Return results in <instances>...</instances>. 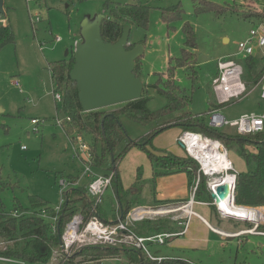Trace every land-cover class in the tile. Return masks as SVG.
I'll return each instance as SVG.
<instances>
[{
  "label": "rangeland",
  "instance_id": "rangeland-1",
  "mask_svg": "<svg viewBox=\"0 0 264 264\" xmlns=\"http://www.w3.org/2000/svg\"><path fill=\"white\" fill-rule=\"evenodd\" d=\"M134 1L150 5L152 10L147 27L130 24V45L141 43L144 46L140 59V76L144 84L165 83L168 77L160 73L167 71L169 60L181 56L182 48L185 47L183 22L189 21L194 26L198 42L196 73L192 69L179 68L176 74L177 83L192 98L190 106L184 111L201 115L209 124V103L219 104L213 88V79L218 72V60L237 54L238 43L247 38L252 27V19L242 12L244 0H213L224 6H236V9H227L221 13L212 10L197 13L193 0H5L6 19L0 22L9 21L12 24L15 42L0 50V209L10 212L15 209L16 204L30 208L31 196L34 195L55 207L62 197L60 176L81 174L85 167L81 142L73 140V136L58 122V119H63L64 113L62 101L57 100L54 95L56 85L49 71V62L69 58L70 53L67 55L68 48L61 44L53 47V34L61 35L66 43H71L68 38L70 26L73 31L79 30L86 19L93 20L100 15L104 18L111 17L116 4ZM178 3L184 8L183 19L169 27L163 20L162 10ZM38 16L40 20L37 19ZM51 29L54 33H51ZM40 42L46 43L44 49H41ZM258 56L260 59L261 53ZM247 74L253 78L257 71L250 69ZM248 80V93L241 99H234L221 107L226 118L234 120L245 114L263 112L261 85H256L258 81L251 83L254 80ZM148 96V107L151 110H159L167 104L166 96L152 87L148 88ZM110 107L106 109H113ZM33 118L38 119L39 123L33 124ZM123 122L128 135L119 149L128 142L145 136L154 126L143 125L127 118H124ZM35 127L38 128L37 131ZM218 130L228 137L238 135L230 126ZM180 133L178 126L167 128L154 136L149 148L157 156L167 152L182 156L186 152L178 141ZM82 138L88 144L93 142L91 134L85 133ZM219 141L222 144L221 149H227L235 169L238 172L245 171L247 165L239 155V146H235L229 138ZM247 149L252 147L247 146ZM83 151L87 153V150ZM97 151L101 153L100 142L97 144ZM104 158L103 163L93 165L94 172H110L112 155L107 153ZM118 172L125 188L133 185L140 172L145 180L142 197L152 203H155L152 200L163 199L173 191V186L168 185L166 180H159L160 176L155 175L147 151L139 145L135 144L119 162ZM187 201L178 204L182 205ZM143 202L144 205L145 201ZM175 204L169 202L168 205H163V209ZM102 207L108 211L109 219H112L111 214L117 211L118 207L112 187L106 190ZM194 208L213 226L224 231L235 232L250 227V223L235 217L216 215L209 203H197ZM181 213L182 211L175 212L172 215L176 218V215L182 216ZM165 215L147 216L160 218ZM134 216L137 217L136 211ZM195 219L202 223L196 225L195 233L205 238V242H199L197 238L186 242L181 240L184 237L182 235L165 244L149 243L150 250L153 253L188 259L197 264H264V235L225 237L204 226L206 223L199 217ZM5 244L7 243L2 242L0 246L4 247ZM80 250V246L74 247L68 257L60 260V264H90L81 256L74 258L73 255ZM72 256L73 258H70ZM51 261L52 258L49 262ZM1 262L5 261L0 259V264ZM14 262L33 264L17 259ZM100 264H128V259L122 257L117 261H100Z\"/></svg>",
  "mask_w": 264,
  "mask_h": 264
},
{
  "label": "trees",
  "instance_id": "trees-1",
  "mask_svg": "<svg viewBox=\"0 0 264 264\" xmlns=\"http://www.w3.org/2000/svg\"><path fill=\"white\" fill-rule=\"evenodd\" d=\"M195 11L201 13L212 10L221 13L227 9H236V6H224L213 0H193ZM150 5L140 1L125 4H116L113 7L112 16L103 18L102 34L107 41H117L126 24H138L147 27L151 15ZM163 20L169 27L173 23L183 19L184 8L181 3L163 8ZM6 19V14H0V20ZM182 30L185 35V47L182 48L181 56L169 60L166 72L160 73L167 76L162 85L145 84V89L141 98L111 106L113 109L101 108L92 111H84L79 99V88L77 82L70 76V71L75 63L73 49L69 58L59 59L49 62V71L56 85L55 91L62 96L63 127L73 136V140L83 137L85 133L93 136V142L89 143L91 153V164L99 165L103 163L107 153L112 155L113 161L110 170L115 171L112 187L119 202L120 212L123 219H126L129 212L143 205L142 191L145 180L141 173L130 188H124L121 176L118 172L119 162L136 144L147 151L150 161L155 169V175H167L177 172H186L191 188L196 185L198 179L195 198L197 201L209 203L212 212L219 215L217 206L213 203L212 194L207 187L206 176L199 174V163L190 156L187 151L185 156L174 154L173 152L163 153L157 156L149 148L153 138L159 132L172 126L181 129V135L185 132L202 134L211 139L232 140L235 146H239V155L244 159L247 169L237 172L235 199L238 205L264 206V131L257 134L242 135L237 133V137H228L223 131L210 126L204 117L191 111H184L191 102V96L177 83V71L179 68L192 69L195 73V65L198 64L197 57V34L194 26L189 21H184ZM15 42V32L9 21L0 22V50L8 44ZM134 43L131 46L136 45ZM141 58L137 60L136 72L141 73ZM175 59V60H173ZM257 56H250L245 59L247 72L245 80H259L264 71V63L259 61ZM250 69L257 71V74L250 78L247 74ZM250 86V83H248ZM154 88L158 93L166 96L167 104L159 110H151L148 107V88ZM227 104V103H226ZM209 110L214 107H222L225 104L210 102ZM127 118L143 125L153 124V128L145 136L136 141H130L121 149L120 145L126 139L128 131L124 126L123 119ZM70 130V132L67 129ZM76 133V134H74ZM83 135V136H82ZM208 135V136H207ZM101 144V153L97 151V144ZM251 146L252 149H247ZM198 173V174H197ZM63 176V175H62ZM69 178L76 181L77 176L69 175ZM68 178V179H69ZM66 200L59 213L58 219L52 223L50 219L43 216L44 212L54 215L55 207L39 196H31V207L24 208L20 204L12 211L0 209V244L5 242L4 247L0 246V256L23 263L47 264L54 255V251L60 248L61 235L66 229V225L73 216L80 210L89 216L91 204L86 199V188L76 186L64 192ZM20 207V208H19ZM102 205L98 206L100 215ZM18 215H14V212ZM220 216V215H219ZM116 219L117 216L114 215ZM54 224V225H53ZM135 231L144 236L176 232L180 227L174 226L169 217L145 218L134 224ZM171 239H168V241ZM158 254V253H156ZM74 258L81 256L84 261L90 264L96 262L100 264L101 259L108 257H126L129 264H197L191 260L172 257L161 262L151 260L143 249L133 245H86L73 255ZM70 257V258H73ZM66 258V257H65ZM60 264V261H59Z\"/></svg>",
  "mask_w": 264,
  "mask_h": 264
},
{
  "label": "built area",
  "instance_id": "built-area-1",
  "mask_svg": "<svg viewBox=\"0 0 264 264\" xmlns=\"http://www.w3.org/2000/svg\"><path fill=\"white\" fill-rule=\"evenodd\" d=\"M242 12L247 14L252 19V27L250 29L249 35L247 38L241 40L239 44V50L237 54L231 55L229 57H223L218 60V72L215 78L213 79V88L214 92L217 95V101L219 104H226L234 99H241L248 93L249 82L245 80V74L247 72L245 59L250 56H257L261 53V61L264 63V0H244L242 2ZM40 20V17H37ZM61 35H54L53 42L55 47L56 44L62 41ZM45 42H40L41 49L45 48ZM76 45V42L73 46V49ZM256 85H261V96L264 100V71L256 83ZM54 95L57 100L62 101V96L60 92L54 90ZM209 125L214 128H221L225 126L233 127L237 133L242 135L257 134L264 131V110L262 113H250L245 114L237 119L230 120L226 118L221 111V107H214L208 111ZM58 122L63 125V120L58 119ZM33 124H38V119H32ZM37 131L38 128L35 127ZM194 132H185L179 136L178 141L184 144V148L187 153L192 156L199 163V173H202L206 176L207 187L211 194H215V179L214 174L224 175L225 173H230L234 177V187L237 181V171L235 165L231 158L229 157L227 149H225L227 156L230 159L229 168L225 169L222 172L209 173L203 162L189 150L187 139L189 135ZM202 135V134H201ZM203 136V135H202ZM204 137V136H203ZM208 138V137H206ZM77 140L81 142L80 148L87 150V153H84L82 150V156L85 159V167L82 170L81 177L78 176V180L74 181L72 179H67L65 177L60 178L59 186L62 192V197L60 203L55 206L54 215H49L47 212L43 213V216H46L55 223L59 217V213L63 208L66 198L63 195L64 192L69 189L79 186L81 181L85 178L88 179V184L86 187V196L88 201L92 205L90 210L91 213L89 216H86L82 210L78 211L70 222L67 223L64 233L61 235L60 248L54 251V256L52 257V264H59V261L65 257H68L71 253V250L76 246H86V245H115L121 246L123 244L133 245L137 248L143 249L147 256L151 260L158 262L163 261L167 258H172L171 256L158 255L153 253L150 250L149 243L153 244H165L168 239H172L177 236L184 235L188 229V225L192 216H200L195 210L194 205L196 202L195 194L197 190V185L192 189V194L190 199L184 204H175V206H168L166 209H163L164 206H159L153 208L155 213L145 212L139 217L134 216V211L139 209H146L147 206H139L132 209L127 218L123 219L120 210V206L117 209L115 215L117 218H114V221H109L103 218L100 215L98 206L103 205V197L106 190L109 187H112L113 180L115 177V171L110 170L107 174H98L94 172L93 165L91 164V153L89 149V144L83 140L82 137H78ZM219 141V140H218ZM222 144L220 143V146ZM25 148V147H23ZM88 155V157H87ZM233 187V189H234ZM233 197L235 196L234 191ZM214 200V199H213ZM216 200L214 204L217 206L219 215L222 216L223 213L218 209L219 205ZM260 209V215L255 219H239L245 222L250 223V227L243 228L235 232L220 231L219 233L222 236H231V237H242L247 234H257L264 235V207L254 206ZM157 210H163L159 213ZM166 211V212H164ZM182 211V216L176 215V219H179L180 230L176 232H164L153 235H140L134 229V224L144 220L145 218H150L148 214H157V216H167L172 215V213ZM18 212H14V215H18ZM224 216V215H223ZM222 216V217H223ZM226 217V216H224ZM54 225V224H53ZM216 231V230H215ZM217 232V231H216ZM1 260H7L10 258L1 257Z\"/></svg>",
  "mask_w": 264,
  "mask_h": 264
},
{
  "label": "water",
  "instance_id": "water-1",
  "mask_svg": "<svg viewBox=\"0 0 264 264\" xmlns=\"http://www.w3.org/2000/svg\"><path fill=\"white\" fill-rule=\"evenodd\" d=\"M0 14H5V0H0ZM103 18L100 15L83 22L80 30L81 41L76 43L73 49L75 63L70 76L77 82L79 99L84 111L139 99L145 89L141 73L136 72L137 60L144 53L143 44L130 45L129 24L124 25L117 41H107L102 34ZM69 53L67 49L66 54ZM181 145L184 146L183 143ZM235 190L236 185L233 189L234 194ZM212 198L216 200L215 203L218 201L215 194H212ZM233 201L236 203L235 196ZM218 209L221 211L219 207Z\"/></svg>",
  "mask_w": 264,
  "mask_h": 264
},
{
  "label": "bare ground",
  "instance_id": "bare-ground-1",
  "mask_svg": "<svg viewBox=\"0 0 264 264\" xmlns=\"http://www.w3.org/2000/svg\"><path fill=\"white\" fill-rule=\"evenodd\" d=\"M189 150L192 154L197 156L204 164L206 170L209 173L222 172L229 168L230 159L224 149H221L220 141L203 137L199 133H192L187 139ZM215 179V195L217 198V204L221 209L224 216H237L236 218H251L255 219L260 215V209L257 213V207L245 206L234 204L233 201V187L234 177L232 174L225 173L224 175L214 174ZM221 188V189H220ZM243 208V209H239ZM152 207H146V209L136 210L137 217L141 216L145 212L155 213L151 209ZM244 209L247 211H244ZM161 213L163 210H157ZM166 212V211H164ZM219 233L222 230H217Z\"/></svg>",
  "mask_w": 264,
  "mask_h": 264
},
{
  "label": "crops",
  "instance_id": "crops-1",
  "mask_svg": "<svg viewBox=\"0 0 264 264\" xmlns=\"http://www.w3.org/2000/svg\"><path fill=\"white\" fill-rule=\"evenodd\" d=\"M80 30L81 29H79V30H75L74 29V31H73V29L70 26V37H68V38H69V41L71 43H66L65 40L63 39L58 44H61L62 46L67 47L69 49V51H71L73 49V46H74L75 42L78 43V42L81 41ZM50 31H51V33H54V31L52 29ZM53 37H54V34H53ZM179 130L181 131L180 128H179ZM180 135H181V133H180ZM185 155H186V153L183 154L182 156H185ZM246 169H247V166H246ZM79 174L78 175L75 174L73 176H77V177L79 176V177H81V174L80 175ZM159 176H160L159 180H166L168 182V185L173 186V191L170 192V193H168L166 196H164L165 198H163V199L152 200L155 203H152L150 200H144L143 197H142V199L145 201V204L142 205V206L156 208V207H159V206L161 207L163 205H168L169 202H172V204H175V203L178 204L181 201H184V200L187 201L188 199H190L191 194H192V188H191V186L189 184V178H188V175H187L186 172H177V173H173V174L159 175ZM62 177H65L67 179L69 178V176H65V175H63V176L61 175L60 176V178H62ZM87 184H88V179L82 180L80 186L82 185V186H84L86 188L87 187ZM174 188H175V190H174ZM112 189L115 192V189L113 187H112ZM115 195H116V193H115ZM86 199L88 200L87 196H86ZM116 199H117V196H116ZM197 203L205 204L207 202H201V201H197L196 200L195 205ZM117 206H118L117 207V209H118L119 208L118 199H117ZM194 210H195V208H194ZM258 210L259 209H257V213H259ZM152 211H154V209H152ZM103 212L105 213V215H104V218L105 219H107L109 221H114V215H115L116 211L115 212L114 211L112 212V214H111V216L113 217L112 219H109V213L104 208H102V214H103ZM197 213L200 216L194 215V216L191 217L190 222H189V225H188V229H187L186 233L183 235L184 236L183 239H181V240L186 241V242H191L192 240H194L195 238H197V241L199 240V242H205L204 241L205 238L200 237L198 234H197L198 235L197 236L196 233H195V227H196V225L197 224H202L199 220L197 221V219H195V217H199L202 220V222H204V224L206 223L205 225L204 224L203 225L206 226V227H208L209 229L211 228V230H213V231L214 230H216V231L217 230H222V229H220L218 227L213 226L211 224V222L207 218H205L203 215H201L199 212H197ZM165 217L171 218L174 226H176L178 228L180 227L179 226V223H178L179 222V219L178 218L176 219L175 217H173V215H167ZM192 222L194 224H192ZM158 255H164V254L158 253ZM164 256H169V255H164ZM171 257H175V256H171ZM121 259H122V257H108V258L101 259V262H103V261L104 262L105 261H113V260L114 261H117V260H121ZM3 261H5V262H1V264H16V262H14V259H7V260H3ZM47 264H52V263L51 262H48ZM128 264H129V262H128Z\"/></svg>",
  "mask_w": 264,
  "mask_h": 264
}]
</instances>
